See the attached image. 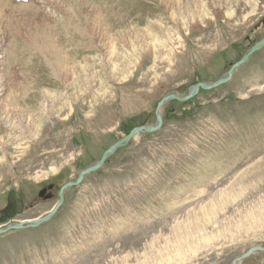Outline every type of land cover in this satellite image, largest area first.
Masks as SVG:
<instances>
[{"label":"rangeland","instance_id":"obj_1","mask_svg":"<svg viewBox=\"0 0 264 264\" xmlns=\"http://www.w3.org/2000/svg\"><path fill=\"white\" fill-rule=\"evenodd\" d=\"M0 4L15 9L8 35L17 28L0 97L7 75L27 88L0 116V228L45 216L77 171L155 122L163 96L222 78L264 35V0ZM55 50L74 66L66 79ZM161 110L156 133L86 175L47 222L0 236V264H231L264 247V47L225 84Z\"/></svg>","mask_w":264,"mask_h":264},{"label":"water","instance_id":"obj_2","mask_svg":"<svg viewBox=\"0 0 264 264\" xmlns=\"http://www.w3.org/2000/svg\"><path fill=\"white\" fill-rule=\"evenodd\" d=\"M263 47H264V38L261 39L259 42L255 43L254 46H252L249 50H247L242 55L243 57L240 59V61L232 65L229 68L226 75H224L222 78L218 79L217 81L212 82V84L200 82L198 84L191 86L187 94L177 95L175 92H170L169 94L163 96L159 101H157L158 103L155 107V111L153 115L155 117V122L152 125H149V126L142 125L139 127L132 128L129 131L128 135L120 139H117L113 145H111L107 150H105L101 154L100 159L96 163H94L93 165L87 166L84 170L77 171L76 178L74 180L59 187L58 194H57V203L54 205V207L49 212L45 214V216L30 219L28 221H18L16 223L8 224L0 228V236L10 231L31 229V228L38 227L41 224H44L47 220H49L52 216H54L58 212L59 208L61 207V204L64 202L65 193H67L68 190H70L73 186H77L80 183H82L84 179L86 178V175H89L91 173H94L100 170V168L105 164L106 160L112 155H114V153L118 149L126 147V145L128 144L130 140L142 134L148 135V134L156 133L162 126L164 116H162L161 109L166 104H168L170 101L184 103L187 100L193 98L195 95H197L200 89L204 91H210L213 88H217L220 85L225 84L227 81H229V79L233 76V74L237 72V70H239L242 66H244L247 63V61L249 60V58L254 52L260 50ZM44 192L45 190L41 191V193L39 194V197H42ZM257 252H260V253L264 252V247L255 246V247L249 248L247 252L235 258L231 264H236L237 261L239 262V261L245 260L249 258L250 255L257 253ZM211 264H215V263H211Z\"/></svg>","mask_w":264,"mask_h":264},{"label":"bare ground","instance_id":"obj_3","mask_svg":"<svg viewBox=\"0 0 264 264\" xmlns=\"http://www.w3.org/2000/svg\"><path fill=\"white\" fill-rule=\"evenodd\" d=\"M7 5H5V4H0V20H3L4 22H0V48H2L3 47V49L5 48V50H3L4 52H2V55H4L3 56V60H4V62H2L1 60H0V66H5L6 64H5V62H6V58H7V52H8V50H7V48L6 47H4V43L5 42H7L8 41V39H15V33H16V31H17V28H15L14 26H13V28H12V30L10 31V35H8V30H9V28H11V26H12V24L14 25V22H15V20H14V16H12V15H9V16H7V17H2L3 16V14L5 13V12H9V11H4V9L5 10H10V12L12 13L13 12V10H15V9H13V7L12 6H10L9 8L8 7H6ZM20 7H24V6H20ZM20 7H15L16 8V10L17 11H19L18 9H21ZM20 12V11H19ZM7 15V14H6ZM68 23V22H67ZM54 25V24H53ZM150 26V25H149ZM48 27H49V25H48ZM91 27H92V25H91ZM152 27V26H151ZM93 28V27H92ZM83 29V28H82ZM87 29V28H86ZM53 30V29H52ZM73 30V29H72ZM91 30V29H90ZM48 31V30H47ZM77 32V31H76ZM38 33V32H37ZM38 35H39V33H38ZM49 36V35H48ZM70 36V35H69ZM76 36V35H75ZM89 37V36H88ZM37 39L38 38H36L35 40L37 41ZM90 39V38H89ZM9 42V41H8ZM15 43V42H14ZM105 47V46H104ZM46 48V47H45ZM2 50V49H1ZM51 52H53V51H51ZM7 53V54H6ZM0 54H1V52H0ZM53 56L52 57H55L54 58V62L52 61V63H54V65H55V69H56V71L58 72V75L60 76V77H62L63 79H66V75H67V70L66 69H68V67H74V66H70V63H72V61H70V59H69V57H67L66 56V54L64 53H62V51H57V50H55L54 52H53V54H52ZM0 58H2V57H0ZM66 59L69 61L68 62V64L67 65H65L67 62H66ZM2 62V63H1ZM64 66V67H63ZM76 66V65H75ZM5 69V68H4ZM74 69V68H73ZM5 71V70H4ZM73 75V74H72ZM6 79H8V81L10 82L9 83V86L7 87V89H8V93H9V99L8 100H4L5 98H6V96L5 97H0V116H4V117H6L7 118V120H8V118H9V116H8V114L11 112V110L13 109L14 110V107H12L11 108V106H13V105H11V103L12 102H18V100H19V97L20 96H23V95H25L26 94V91H27V88L25 87V86H23L21 89H19V88H17L16 87V85H14L13 84V82L11 81L13 78H12V75H7L6 76ZM77 81V80H76ZM78 85V84H77ZM18 92H20L21 94H19V95H17L18 94ZM170 103V102H169ZM167 105V104H166ZM15 111V110H14ZM23 112V111H22ZM15 113V112H14ZM11 117V116H10ZM2 118H0V122L2 123ZM11 122H13V121H11ZM4 127V126H3ZM1 131H2V129H1ZM141 136V135H140ZM29 137V136H28ZM136 138V137H135ZM2 139V138H1ZM8 139V138H7ZM30 140V139H29ZM131 141V140H130ZM1 149V148H0ZM22 150V149H21ZM93 165V164H92ZM52 209V208H51ZM50 209V210H51ZM42 217V216H41ZM53 217V216H52ZM51 217V218H52ZM47 222V221H46ZM238 262V261H237Z\"/></svg>","mask_w":264,"mask_h":264},{"label":"flooded vegetation","instance_id":"obj_4","mask_svg":"<svg viewBox=\"0 0 264 264\" xmlns=\"http://www.w3.org/2000/svg\"><path fill=\"white\" fill-rule=\"evenodd\" d=\"M261 25H262V27L264 26V20L261 21ZM261 25H260V26H261ZM263 38H264V35H263L261 38H259L258 40H256V42H258L259 40H261V39H263ZM256 42H254V44H255ZM255 53H256V52H255ZM44 189H46V188H44ZM44 189L41 188L40 191H42V190H44ZM40 191H39V192H40ZM48 193H49V192H48V190L46 189L45 192H44V194H43L42 197H40V198H44V196H46Z\"/></svg>","mask_w":264,"mask_h":264}]
</instances>
